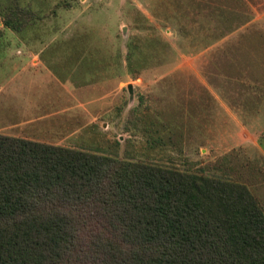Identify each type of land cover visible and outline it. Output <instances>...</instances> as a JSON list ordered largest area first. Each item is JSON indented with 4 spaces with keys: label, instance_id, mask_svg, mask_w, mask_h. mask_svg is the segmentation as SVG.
I'll return each instance as SVG.
<instances>
[{
    "label": "rangeland",
    "instance_id": "374dc122",
    "mask_svg": "<svg viewBox=\"0 0 264 264\" xmlns=\"http://www.w3.org/2000/svg\"><path fill=\"white\" fill-rule=\"evenodd\" d=\"M0 60V100L33 94L0 103V130L31 124L1 135L202 170L264 211V0H0Z\"/></svg>",
    "mask_w": 264,
    "mask_h": 264
},
{
    "label": "trees",
    "instance_id": "16d2710c",
    "mask_svg": "<svg viewBox=\"0 0 264 264\" xmlns=\"http://www.w3.org/2000/svg\"><path fill=\"white\" fill-rule=\"evenodd\" d=\"M102 151L0 134V264H264L245 184Z\"/></svg>",
    "mask_w": 264,
    "mask_h": 264
},
{
    "label": "crops",
    "instance_id": "0c3cea01",
    "mask_svg": "<svg viewBox=\"0 0 264 264\" xmlns=\"http://www.w3.org/2000/svg\"><path fill=\"white\" fill-rule=\"evenodd\" d=\"M20 43L22 44V41L20 40ZM22 45H24V44H22ZM14 59V57H11V59H9V61L8 62H12V60ZM1 61V60H0ZM38 63H41V64H39L40 66H37V67H39V69L41 68V66H42V68H43V70L46 72L45 74H44V76H45V78H46V80L47 81H49V86L47 85L46 86V88H45V90L44 91H46L48 88L50 89V88H52L51 86H57L58 84H60V85H62L61 83H60V81L57 79V77L55 76V74L52 72V71H50L44 64H43V62L42 61H39ZM20 68V67H19ZM19 68L17 67L16 69H15V71H17L18 72V70H19ZM4 69H5V66H2V65H0V73H3V71H4ZM26 71H24L23 69H21V70H19V71H21V74H23V76L25 77L26 76V74H28L29 75V73L31 72L30 71V66H26ZM35 70V69H34ZM16 72V73H17ZM15 73V72H14ZM13 82H14V79L12 80ZM51 81H53V83L51 82ZM51 84H53V85H51ZM10 86V83L9 84H7L6 85V87H4L7 91L9 90V87ZM48 89V90H49ZM47 90V91H48ZM16 94V96L18 95L17 94V92H15V93H13V95H15ZM31 95H33V94H30V93H26V92H19V96H15L16 98H13L12 100H13V102L15 101V102H17V103H19V104H21V102L20 101H24V99L25 98H28V100H29V102H30V105L33 103V101L32 100H30L29 98L31 97ZM2 102H5V101H2V99L0 100V103H2ZM8 102V101H7ZM7 102H5L8 106L6 107V109H8V110H6V111H8V112H10V113H18V115L19 114H24V115H27L26 113H28L27 111L28 110H31V106L29 107V106H27V105H25V106H23V107H20V108H18L17 106L14 108L13 106H10ZM23 103V102H22ZM24 104V103H23ZM23 109H25V112H23L22 110ZM43 119L44 118V115H42V116H40V117H38V118H36V119ZM26 123H30V122H26ZM28 126H31V124H28V125H25L24 123H22V124H17V123H15L12 127H10V128H7L8 130L7 131H3V129L2 130H0V134H13V133H15V131H12L11 129H25L26 127H28ZM12 132V133H11Z\"/></svg>",
    "mask_w": 264,
    "mask_h": 264
},
{
    "label": "water",
    "instance_id": "95a60500",
    "mask_svg": "<svg viewBox=\"0 0 264 264\" xmlns=\"http://www.w3.org/2000/svg\"><path fill=\"white\" fill-rule=\"evenodd\" d=\"M128 91L130 94H132V87L130 85L128 86Z\"/></svg>",
    "mask_w": 264,
    "mask_h": 264
}]
</instances>
